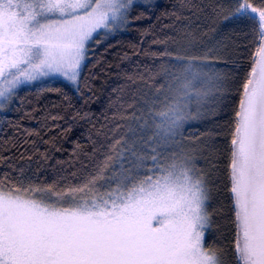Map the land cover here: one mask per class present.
Segmentation results:
<instances>
[{
  "label": "snow or ice",
  "instance_id": "6c2138e0",
  "mask_svg": "<svg viewBox=\"0 0 264 264\" xmlns=\"http://www.w3.org/2000/svg\"><path fill=\"white\" fill-rule=\"evenodd\" d=\"M136 6L0 0V114L24 86L54 77L78 85L91 46L126 26ZM232 16L258 36L230 129L233 250L235 264H264V0H235ZM154 43L164 48L151 54L159 60L148 74L152 95L128 106L121 118L131 124L77 183L0 177V264H225L205 243L213 147H187L184 133L230 95V65L219 48Z\"/></svg>",
  "mask_w": 264,
  "mask_h": 264
},
{
  "label": "trees",
  "instance_id": "16d2710c",
  "mask_svg": "<svg viewBox=\"0 0 264 264\" xmlns=\"http://www.w3.org/2000/svg\"><path fill=\"white\" fill-rule=\"evenodd\" d=\"M135 3L124 28L101 34L91 46L78 85L50 80L20 89L18 102L0 116V177L17 186L22 179L45 186L77 183L131 124L121 118L130 115L128 106H142L141 99L152 95L148 74L159 60L151 54L164 48L154 41L175 47L191 40L195 52L219 48L235 83L215 112L192 122L184 135L187 147H196L190 143L195 141L213 147L212 222L205 243L223 251L225 264H235L230 129L258 36L232 16L235 0H153L148 10Z\"/></svg>",
  "mask_w": 264,
  "mask_h": 264
},
{
  "label": "rangeland",
  "instance_id": "374dc122",
  "mask_svg": "<svg viewBox=\"0 0 264 264\" xmlns=\"http://www.w3.org/2000/svg\"><path fill=\"white\" fill-rule=\"evenodd\" d=\"M151 1H153V0H151ZM135 2H145V0H135ZM124 27H125V26H124ZM124 27H122V28H124ZM122 28H121V29H122ZM50 80H61V81L68 82L67 80H65V79L62 78V77H54V78H51V79H44V80H41V81L35 82L32 86L37 85V84H41V83H44V82H47V81H50ZM68 83H70V82H68ZM24 87H26V86H24ZM0 116H1V114H0ZM205 234H206V233H205Z\"/></svg>",
  "mask_w": 264,
  "mask_h": 264
}]
</instances>
